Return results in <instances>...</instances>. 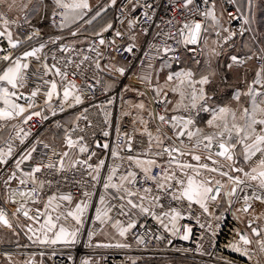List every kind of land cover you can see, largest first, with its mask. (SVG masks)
Instances as JSON below:
<instances>
[{
  "label": "snow or ice",
  "instance_id": "obj_1",
  "mask_svg": "<svg viewBox=\"0 0 264 264\" xmlns=\"http://www.w3.org/2000/svg\"><path fill=\"white\" fill-rule=\"evenodd\" d=\"M0 205L52 256L91 221L93 250L198 227L175 251L264 264V0H0Z\"/></svg>",
  "mask_w": 264,
  "mask_h": 264
},
{
  "label": "built area",
  "instance_id": "obj_2",
  "mask_svg": "<svg viewBox=\"0 0 264 264\" xmlns=\"http://www.w3.org/2000/svg\"><path fill=\"white\" fill-rule=\"evenodd\" d=\"M238 24L239 22H235V26L238 27ZM139 55L142 56V53ZM68 115V113L63 114L64 117H68ZM60 118L57 117L56 119ZM8 210L11 211V208L9 207ZM89 215L91 216L93 213L90 212ZM91 227V221L87 222L80 243L72 249L58 250L54 256L50 255L51 249H43L34 245L25 247V245H29L30 243H1L0 254L7 251L13 256L23 258L24 261L31 259L35 264H80L81 259L88 256L100 260V264H132L133 260H135L136 264H200L201 260H207V257L201 258L191 253L185 254L175 251L177 248H195L194 241L199 234L198 227L193 228L194 236L192 241L173 240V244L167 247L163 243L157 245L153 241L146 249L133 245V248L130 250H93L87 248L85 246L87 231ZM228 239H231V234L228 228H225L220 236V244L223 245ZM41 252H44L43 256L40 255ZM69 254L72 259H69ZM101 257H106V259H101Z\"/></svg>",
  "mask_w": 264,
  "mask_h": 264
},
{
  "label": "crops",
  "instance_id": "obj_3",
  "mask_svg": "<svg viewBox=\"0 0 264 264\" xmlns=\"http://www.w3.org/2000/svg\"><path fill=\"white\" fill-rule=\"evenodd\" d=\"M40 27H43L45 29L46 34H55L54 32L51 33L49 31V26L47 23L41 24ZM30 243L27 238L24 236L23 232H21L19 237L13 236L11 232H9L6 229L0 228V244L1 243ZM13 262L14 264H22L24 262V259L19 256H13ZM0 264H7V261L4 259V256L0 254Z\"/></svg>",
  "mask_w": 264,
  "mask_h": 264
},
{
  "label": "rangeland",
  "instance_id": "obj_4",
  "mask_svg": "<svg viewBox=\"0 0 264 264\" xmlns=\"http://www.w3.org/2000/svg\"><path fill=\"white\" fill-rule=\"evenodd\" d=\"M45 23H47V22H45ZM47 25H48V24H47ZM49 31H50L51 33H53V32L55 33V30H54V29H51L50 27H49ZM118 103H119V102H118ZM102 239H103V237H99V236L96 238V240H102Z\"/></svg>",
  "mask_w": 264,
  "mask_h": 264
},
{
  "label": "bare ground",
  "instance_id": "obj_5",
  "mask_svg": "<svg viewBox=\"0 0 264 264\" xmlns=\"http://www.w3.org/2000/svg\"><path fill=\"white\" fill-rule=\"evenodd\" d=\"M118 103V102H117Z\"/></svg>",
  "mask_w": 264,
  "mask_h": 264
}]
</instances>
